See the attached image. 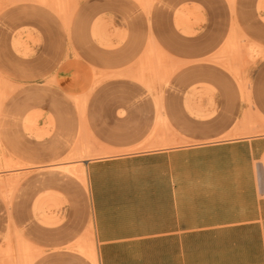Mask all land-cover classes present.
<instances>
[{
	"label": "rangeland",
	"instance_id": "obj_1",
	"mask_svg": "<svg viewBox=\"0 0 264 264\" xmlns=\"http://www.w3.org/2000/svg\"><path fill=\"white\" fill-rule=\"evenodd\" d=\"M224 98V135L169 124ZM258 135L264 0H0V264H93L89 161Z\"/></svg>",
	"mask_w": 264,
	"mask_h": 264
},
{
	"label": "crops",
	"instance_id": "obj_2",
	"mask_svg": "<svg viewBox=\"0 0 264 264\" xmlns=\"http://www.w3.org/2000/svg\"><path fill=\"white\" fill-rule=\"evenodd\" d=\"M218 103L200 119L171 105L169 124L180 134L224 135L237 101ZM87 179L99 264H264V135L98 158L87 163ZM42 244L50 246L45 227Z\"/></svg>",
	"mask_w": 264,
	"mask_h": 264
},
{
	"label": "built area",
	"instance_id": "obj_3",
	"mask_svg": "<svg viewBox=\"0 0 264 264\" xmlns=\"http://www.w3.org/2000/svg\"><path fill=\"white\" fill-rule=\"evenodd\" d=\"M258 182H259V186L261 187L263 185V174L260 168L258 170Z\"/></svg>",
	"mask_w": 264,
	"mask_h": 264
},
{
	"label": "bare ground",
	"instance_id": "obj_4",
	"mask_svg": "<svg viewBox=\"0 0 264 264\" xmlns=\"http://www.w3.org/2000/svg\"><path fill=\"white\" fill-rule=\"evenodd\" d=\"M76 172H78L79 174H81V175H82V172H80V170H77Z\"/></svg>",
	"mask_w": 264,
	"mask_h": 264
}]
</instances>
